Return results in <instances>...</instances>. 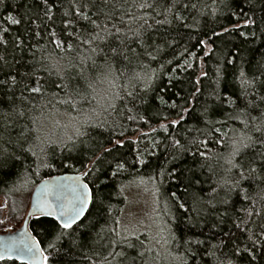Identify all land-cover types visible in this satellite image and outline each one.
I'll list each match as a JSON object with an SVG mask.
<instances>
[{"label":"trees","instance_id":"1","mask_svg":"<svg viewBox=\"0 0 264 264\" xmlns=\"http://www.w3.org/2000/svg\"><path fill=\"white\" fill-rule=\"evenodd\" d=\"M262 30L264 0H0V199L91 163L83 220L30 221L47 264H264V172L233 167L264 152ZM131 183L155 188L163 250L119 224Z\"/></svg>","mask_w":264,"mask_h":264},{"label":"water","instance_id":"2","mask_svg":"<svg viewBox=\"0 0 264 264\" xmlns=\"http://www.w3.org/2000/svg\"><path fill=\"white\" fill-rule=\"evenodd\" d=\"M89 167L82 172H64L46 177L34 186L20 226L0 232V255H4V259L11 256V259L25 264H44L42 256L45 253L30 229V221L33 217L46 216L60 223L61 211H70L78 198L83 196V185H88L85 177ZM88 188L91 189L89 185ZM90 206L91 203L86 206L85 215L77 223L84 219ZM27 248L33 251L29 253Z\"/></svg>","mask_w":264,"mask_h":264},{"label":"rangeland","instance_id":"3","mask_svg":"<svg viewBox=\"0 0 264 264\" xmlns=\"http://www.w3.org/2000/svg\"><path fill=\"white\" fill-rule=\"evenodd\" d=\"M61 122L65 123L66 127L70 129L79 124V121L77 123V120H70L67 116L56 115L51 119L45 120L44 128H49L53 124H60ZM45 132L47 133L51 131ZM26 186L27 187L24 189L23 193L18 197V205L21 209L17 210L16 204L11 202L6 204L0 199V232L15 230L20 226L24 219L26 210L29 206L30 196L34 188V186L30 187L28 183H26ZM125 192L127 194V203L124 206L119 219V224L122 229H124L123 232L130 234L129 232L146 231L153 239L152 244L157 248L162 247L159 249L163 250L164 246L160 244L159 234H161V232L163 233L167 229V226L164 227L162 223L163 213L162 210H160V202L155 197V188L145 183H131L125 188Z\"/></svg>","mask_w":264,"mask_h":264},{"label":"snow or ice","instance_id":"4","mask_svg":"<svg viewBox=\"0 0 264 264\" xmlns=\"http://www.w3.org/2000/svg\"><path fill=\"white\" fill-rule=\"evenodd\" d=\"M45 3H47V0H44ZM13 23H19V21L12 20ZM247 24H256L257 22L255 20H248L246 21ZM227 31V29H225ZM262 34H264V30H262ZM218 35V34H217ZM255 35V33H253ZM200 43H204L203 41H200ZM255 51V50H253ZM264 58V57H262ZM231 62V61H229ZM243 75V73H241ZM14 79V78H13ZM6 82L5 81H0V85H4ZM32 92H40L41 88L39 86L37 87H32L30 89ZM264 99V97H262ZM207 111V110H206ZM173 123H177L176 121H173ZM249 141L251 142V137L248 138ZM177 145H179V141L175 142ZM264 143V142H261ZM123 141H116L115 144L111 148L104 149V152L106 153H111L115 151L119 146H122ZM249 144H240L239 147L235 149V152L241 156V162L238 164L233 165V167L238 168L239 170V176L240 179H246L247 177L245 176V172L248 173V176H251L253 173H257L258 168L261 172H264V152H261L258 154L259 159H257V155L253 156H246V154L243 152L244 149L248 148ZM102 158V157H101ZM93 164H95V161H93ZM123 165H118V167H122ZM87 174V173H86ZM83 190L84 194L82 197L78 198L77 203L72 206L70 211H61L60 213V223L59 227L63 229H69L72 228L74 224H77V221L80 220L82 216L85 215V208L89 203H95V194L92 192L91 189L88 188V185L85 184L83 185ZM181 207H183L181 205ZM67 217V218H65ZM191 223V221L189 222ZM240 223L246 224L247 221H241ZM216 225H213L215 227ZM235 227L237 229L240 228V224H236ZM262 231H264V225L261 226ZM61 236L64 235V233H60ZM229 240H232L234 238L232 233H226L225 234ZM59 238V237H58ZM73 244L76 243L75 241L72 242ZM202 243V242H201ZM223 243V241H222ZM50 247H53V245H49ZM27 251L31 253L33 250L31 248H27ZM255 248L253 247L252 249L248 248H239L237 246L235 250V255L240 256L242 253H250L254 252ZM4 255H0V259H4ZM9 259H11V256H8ZM42 259L44 261V264H47L48 262V257L47 256H42ZM255 259V256H251V259L248 260V264H252V260Z\"/></svg>","mask_w":264,"mask_h":264}]
</instances>
